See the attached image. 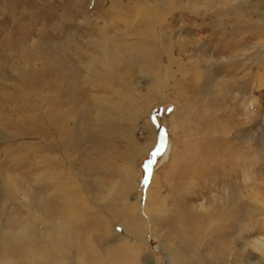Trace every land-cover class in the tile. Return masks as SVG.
<instances>
[{"label": "rangeland", "instance_id": "rangeland-1", "mask_svg": "<svg viewBox=\"0 0 264 264\" xmlns=\"http://www.w3.org/2000/svg\"><path fill=\"white\" fill-rule=\"evenodd\" d=\"M257 194L264 0H0V264H264Z\"/></svg>", "mask_w": 264, "mask_h": 264}, {"label": "bare ground", "instance_id": "bare-ground-1", "mask_svg": "<svg viewBox=\"0 0 264 264\" xmlns=\"http://www.w3.org/2000/svg\"><path fill=\"white\" fill-rule=\"evenodd\" d=\"M107 42V41H106ZM102 44V43H101ZM108 44H111L110 42L108 43ZM107 44V45H108ZM109 46V45H108ZM107 47V46H106ZM104 49V48H103ZM105 49H107V48H105ZM104 49V50H105ZM102 50V49H101ZM109 52V51H108ZM106 53V52H105ZM113 53V52H112ZM107 55H109L108 53H106ZM104 57V56H103ZM105 57H106V55H105ZM95 59H96V56H95ZM112 59V58H111ZM108 60V59H107ZM95 61H97V60H95ZM109 62V61H108ZM112 62V61H111ZM96 63V62H95ZM107 65H109V64H107ZM258 177V176H257ZM118 187H120V184L119 183H116V184H114L112 187H111V189L109 190V193H108V195H105V198H108L109 199V201H107V203H110L111 201H116L117 200V198L118 197H116L114 194H115V191H116V189L118 188ZM127 186H125V185H122V188H121V190H122V199H121V201H123V200H127V194H128V190H127V188H126ZM105 188V187H104ZM161 188V187H160ZM137 191V190H136ZM136 191H135V193H136ZM158 191H160V189L158 190ZM258 191H260V190H258ZM257 191V192H258ZM138 192V191H137ZM118 193V192H117ZM134 193V194H135ZM259 193V192H258ZM119 195V194H118ZM142 198V197H141ZM131 200V202H132V204H134L135 205V203L136 204H138V202H140V200H139V197H133V198H131L130 199ZM120 201V200H119ZM29 203V202H28ZM31 203H33V202H31ZM141 203V202H140ZM253 203H254V205H255V207H256V209H254V210H256L255 212H256V214L258 213V215L259 216H261L262 218L264 217V199H261L260 198V195L259 194H257V196H256V198H254V200H253ZM142 204V203H141ZM30 206H32L31 204H29ZM140 206V205H139ZM142 207V206H141ZM144 207V206H143ZM146 207H144V208H142V212H144V213H147V209H145ZM136 209V208H135ZM29 211H31V215L33 216V218H35V219H42L44 222L46 221V219H44L43 217H45V216H42V217H40L39 216V214L36 212V210H35V208L33 207H29ZM255 214V213H254ZM257 215V216H258ZM253 218H255L254 216H253ZM258 218V217H257ZM255 220H259V219H256L255 218ZM263 221H264V218L262 219ZM124 221V222H123ZM123 221H120L117 225H116V228L117 229H119L121 232H123V234H125V235H128V232H129V230H128V224L130 223V222H128V221H126V219H125V217H124V220ZM254 221V220H253ZM260 221H261V219H260ZM263 221H261V223H264ZM256 223V222H255ZM258 223V222H257ZM140 235L142 236L143 235V232H140ZM157 236H159L158 234H157ZM153 237V236H152ZM156 237V236H155ZM154 238V237H153ZM160 238L162 239V238H164V236L163 235H161L160 236ZM163 243V242H162ZM252 246L257 250V251H259V253H261V254H263L264 255V239H259V238H257L253 243H252ZM75 262H76V264H85V262H86V259H85V257L84 256H82L81 258H79V259H76V260H74ZM169 264H176V262H174V259H172V261L169 263Z\"/></svg>", "mask_w": 264, "mask_h": 264}]
</instances>
